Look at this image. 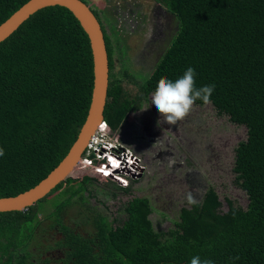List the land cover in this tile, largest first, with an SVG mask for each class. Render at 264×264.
I'll use <instances>...</instances> for the list:
<instances>
[{
	"label": "trees",
	"instance_id": "obj_1",
	"mask_svg": "<svg viewBox=\"0 0 264 264\" xmlns=\"http://www.w3.org/2000/svg\"><path fill=\"white\" fill-rule=\"evenodd\" d=\"M28 1L0 0V25ZM156 1L177 19V33L144 81L127 67L116 70L118 43L115 48L106 37L105 120L113 131L122 128L160 80L194 67L197 87L215 85L211 103L218 113L248 129L234 166L247 208L227 199L224 211L210 187L200 203L181 209L167 232L155 230L148 198L128 201L122 223L93 212L90 230L82 231L66 217L76 203L85 208L84 192L96 179L78 165L28 210L0 213V264H190L195 255L215 264H264V0ZM93 87L90 39L67 8L38 11L0 43V198L33 188L60 164L87 119ZM76 173L85 179H74ZM49 197L61 202L42 213Z\"/></svg>",
	"mask_w": 264,
	"mask_h": 264
},
{
	"label": "rangeland",
	"instance_id": "obj_2",
	"mask_svg": "<svg viewBox=\"0 0 264 264\" xmlns=\"http://www.w3.org/2000/svg\"><path fill=\"white\" fill-rule=\"evenodd\" d=\"M97 10L115 24L120 34L112 39L118 46L116 70L127 67L137 79L144 81L154 70L178 30V22L164 5L155 0H89ZM112 23L107 27L111 34ZM120 38V42L117 41ZM142 109L132 113L122 128L115 130L122 143L143 160L146 167L141 178L119 179L131 190L119 189L112 182L97 179L100 193L97 202L107 209L112 219L126 220L125 207L133 198H148L153 207L151 219L156 231L175 228L180 212L190 207L188 196L200 203L210 187L216 189L228 210L227 199L247 208L248 194L236 182L234 166L240 142L248 139V129L220 115L212 103L195 104L178 124L168 125L150 107L151 96ZM74 179H82L76 173ZM107 197V199H106ZM96 204V200H92ZM91 201V202H92ZM61 201L49 197L39 206L42 213L55 210ZM80 205L74 204L68 223L84 230ZM43 215V214H42ZM119 223V224H120ZM58 236V235H57Z\"/></svg>",
	"mask_w": 264,
	"mask_h": 264
},
{
	"label": "water",
	"instance_id": "obj_3",
	"mask_svg": "<svg viewBox=\"0 0 264 264\" xmlns=\"http://www.w3.org/2000/svg\"><path fill=\"white\" fill-rule=\"evenodd\" d=\"M54 6L64 7L72 12L90 39L94 62V87L91 105L77 140L60 164L33 188L16 196L1 197L0 213L26 211L70 178L75 168L80 164L81 158L98 126L105 121L110 82L109 54L101 23L85 1L29 0L0 25V43L13 35L32 15ZM138 178H141V176Z\"/></svg>",
	"mask_w": 264,
	"mask_h": 264
},
{
	"label": "built area",
	"instance_id": "obj_4",
	"mask_svg": "<svg viewBox=\"0 0 264 264\" xmlns=\"http://www.w3.org/2000/svg\"><path fill=\"white\" fill-rule=\"evenodd\" d=\"M112 161H116V164ZM79 165L89 175L108 177L124 187L127 185L119 179H137L146 170L141 157L122 143L119 134L106 121L98 126Z\"/></svg>",
	"mask_w": 264,
	"mask_h": 264
},
{
	"label": "clouds",
	"instance_id": "obj_5",
	"mask_svg": "<svg viewBox=\"0 0 264 264\" xmlns=\"http://www.w3.org/2000/svg\"><path fill=\"white\" fill-rule=\"evenodd\" d=\"M196 76L195 68L189 66L183 75L175 80L168 78L160 80L150 101V107H154L160 114L158 124L163 121L168 125H176L190 113L197 101L205 105L211 103L215 85L197 87ZM3 154V149H0V156ZM188 201L195 203L191 194ZM190 264H215V261L210 258L202 260L199 255H195L191 258Z\"/></svg>",
	"mask_w": 264,
	"mask_h": 264
},
{
	"label": "flooded vegetation",
	"instance_id": "obj_6",
	"mask_svg": "<svg viewBox=\"0 0 264 264\" xmlns=\"http://www.w3.org/2000/svg\"><path fill=\"white\" fill-rule=\"evenodd\" d=\"M83 1H85L90 7H91V9L93 10V12L96 14V16H97V18H98V20L100 21V23H101V26H102V29H103V31H104V34H105V41H106V46H107V51H108V43H107V38L106 37H110V38H112V33L111 34H109L108 33V30H107V27H108V18H106V14L103 12H101L100 10H97L95 7H93L92 5H91V3H90V1L89 0H83ZM156 1V0H155ZM109 38V39H110ZM110 43L111 44H113V47H115V48H117V46H114V42H113V39H112V41L110 40ZM116 45V44H115ZM108 54H109V52H108ZM109 64H110V59H109ZM140 111V110H139ZM138 112V111H137ZM132 114V113H131ZM145 172V170L143 171V173ZM143 173H142V175H141V177L143 176ZM73 178V177H72ZM90 178L91 179H102V181L104 180V181H108V182H111L110 180H109V178L108 177H106V178H104V177H100V176H98V175H90ZM82 179H85V177H83ZM110 179H112V178H110ZM95 183H96V181L95 182H93V183H90V186H89V189H87L85 192H84V195H85V197H86V202H87V204H86V206H85V208L83 207H81V209H82V218H81V220L82 221H84V222H87L85 225H84V228H85V230H90V228H91V221H93V212H102L103 213V215L104 216H108V219L110 220V221H114L115 219H118V217H116L115 219H112L111 217H110V215H108V211H107V209L106 208H104V210L103 209H101L98 205H100V206H104L103 204V202H97V200H99L98 199V195L100 194V193H98L99 192V190H98V188L97 187H95ZM121 186V185H120ZM128 187V186H127ZM129 188V187H128ZM106 199H107V197H106ZM92 200H96V204H94L93 203V201ZM75 201V200H74ZM92 201V202H91ZM76 204H78V205H80L79 203H76ZM88 207V208H87ZM105 207V206H104ZM69 211L71 212V207H70V209H69ZM66 220H67V225H69V226H72V227H74V225H70L69 223H68V217H66ZM119 220L120 219H118V222H119ZM88 224V225H87ZM116 224H117V222H116ZM115 224V225H116ZM119 224V223H118ZM55 232H57L56 230H54Z\"/></svg>",
	"mask_w": 264,
	"mask_h": 264
},
{
	"label": "snow or ice",
	"instance_id": "obj_7",
	"mask_svg": "<svg viewBox=\"0 0 264 264\" xmlns=\"http://www.w3.org/2000/svg\"><path fill=\"white\" fill-rule=\"evenodd\" d=\"M113 164H116V161H112ZM118 166V165H117Z\"/></svg>",
	"mask_w": 264,
	"mask_h": 264
}]
</instances>
